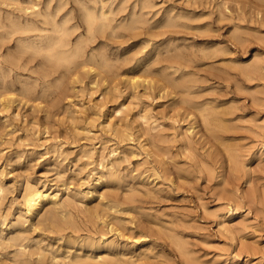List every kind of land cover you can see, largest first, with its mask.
Returning <instances> with one entry per match:
<instances>
[{
	"label": "rangeland",
	"instance_id": "374dc122",
	"mask_svg": "<svg viewBox=\"0 0 264 264\" xmlns=\"http://www.w3.org/2000/svg\"><path fill=\"white\" fill-rule=\"evenodd\" d=\"M49 1L0 0V264H264V0Z\"/></svg>",
	"mask_w": 264,
	"mask_h": 264
},
{
	"label": "bare ground",
	"instance_id": "6f19581e",
	"mask_svg": "<svg viewBox=\"0 0 264 264\" xmlns=\"http://www.w3.org/2000/svg\"><path fill=\"white\" fill-rule=\"evenodd\" d=\"M5 1V0H4ZM8 1V0H7ZM47 1H49V0H47ZM75 1V0H74ZM88 1V0H87ZM90 1V0H89ZM120 1V0H119ZM118 1V2H119ZM147 1V0H146ZM151 1V0H150ZM12 2V1H11ZM10 2V3H11ZM15 2H18V0L16 1L15 0ZM100 2V1H99ZM127 2V1H126ZM13 3V2H12ZM22 3V2H21ZM27 3H28V1H27ZM49 3H50V1H49ZM68 3V2H67ZM93 3V2H92ZM101 3V2H100ZM109 3V2H108ZM46 4H47V2H46ZM95 3H93V5H94ZM119 4V3H118ZM4 5V4H3ZM29 5H30V1H29ZM32 5V4H31ZM63 5V4H62ZM79 5V4H78ZM115 5V4H114ZM35 6V5H34ZM34 6H32V7H34ZM43 6H44V4H43ZM47 6V5H46ZM45 6V7H46ZM79 6H81L82 7V5H79ZM118 6V5H117ZM122 6V5H121ZM23 7V6H22ZM27 7V6H26ZM36 7V6H35ZM47 7H49V6H47ZM47 7H46V9H47ZM62 7V6H61ZM70 7V6H69ZM84 7V6H83ZM82 7V8H83ZM115 7V6H114ZM28 8V7H27ZM31 8V7H30ZM60 8V7H59ZM98 8H100L99 6H98ZM141 8V7H140ZM2 9V8H1ZM25 9V8H24ZM33 9V8H32ZM57 9V8H56ZM62 9V8H61ZM86 9V8H85ZM101 9V8H100ZM113 9V8H112ZM27 10V9H26ZM55 10V9H54ZM59 10V9H58ZM63 10H64V8H63ZM20 11V10H19ZM18 11V12H19ZM87 11V10H86ZM85 11V12H86ZM114 11V10H113ZM122 11V10H121ZM140 11V10H139ZM172 11V10H171ZM24 12V11H23ZM26 12V11H25ZM31 12V11H30ZM56 12V11H55ZM58 12H60V11H58ZM88 12V11H87ZM102 12V11H101ZM141 12V11H140ZM167 12H169V11H167ZM29 13V12H28ZM27 13V14H28ZM57 13V12H56ZM103 13H105V12H103ZM120 13V12H119ZM121 13H123V12H121ZM135 13V12H134ZM221 13V12H220ZM16 14V13H15ZM86 14V13H85ZM106 14V13H105ZM51 15H52V13H51ZM65 15H67V14H65ZM132 15V14H131ZM37 16V15H36ZM135 16V15H134ZM38 17V16H37ZM114 17V16H113ZM166 17V16H165ZM86 18H88V31H90L91 32V29H92V27H95V26H97V25H99L98 27L99 28H102V26H103V24H102V22L101 23H99V24H96L97 23V19H96V17H95V15H91V13H89V14H87V16H86ZM117 18V17H116ZM121 18V17H120ZM140 18V17H139ZM42 19V18H41ZM52 19V18H51ZM72 19V18H71ZM102 19H104V18H102ZM118 19V18H117ZM142 19V18H141ZM172 19V18H171ZM184 19V18H183ZM191 19V18H190ZM63 20H65L64 18H63ZM63 20H61V21H63ZM87 20V19H86ZM114 20V19H113ZM116 20V19H115ZM135 20V19H134ZM170 20V19H169ZM45 21V20H44ZM48 21V20H47ZM51 21V20H50ZM104 21V20H103ZM55 22V21H54ZM59 22V21H58ZM64 22V21H63ZM67 22V21H66ZM122 22V21H121ZM135 22H137V21H135ZM141 22V21H140ZM53 23V22H52ZM52 23H51V25H52ZM143 23H145V22H142L140 25H142ZM162 23V22H161ZM22 24V23H21ZM50 24V23H49ZM56 24V23H55ZM61 24H63L62 22H61ZM108 25V24H107ZM119 25V24H118ZM121 25V24H120ZM126 25V24H125ZM128 25V24H127ZM130 26V25H129ZM161 26H163V25H161ZM173 26H174V24H173ZM120 27V26H119ZM168 27V26H167ZM171 27V26H170ZM180 27H182V26H180ZM125 28V27H124ZM127 28V27H126ZM163 28H164V26H163ZM165 28H166V26H165ZM176 28V27H175ZM64 29V28H63ZM63 29H62V32H63ZM75 29V28H74ZM116 29V28H115ZM152 29V28H151ZM178 29V28H177ZM29 30V29H28ZM55 30V29H54ZM57 31L59 30L58 28L56 29ZM67 31H68V29H66ZM76 30V29H75ZM25 31V30H24ZM23 30H22V32H24ZM27 31V30H26ZM37 31V30H36ZM41 31V30H40ZM39 31V32H40ZM88 31H87V33H88ZM101 30H99V32H100ZM124 31H126L125 29H124ZM130 31V30H129ZM128 31V32H129ZM149 31V30H148ZM34 32H35V30H34ZM52 32H53V30H52ZM62 32H60V33H62ZM144 32V31H143ZM154 32V31H153ZM90 34V33H89ZM89 34H88V36H89ZM99 34V33H98ZM109 34V33H108ZM5 35V34H4ZM60 35V34H59ZM102 35V34H101ZM111 35V34H110ZM90 36H91V34H90ZM4 37L5 36H3L2 38L4 39ZM31 37H32V35H31ZM36 37H37V35H36ZM7 38V37H6ZM90 38V37H89ZM93 39V38H92ZM6 40V39H5ZM22 40V39H21ZM88 41H90V43H91V39H87ZM237 40V39H236ZM1 41V40H0ZM32 41H34V40H32ZM55 42L53 43V44H56V43H58V42H60V37H57V39H55L54 40ZM66 41V40H65ZM86 41V40H85ZM28 42V41H27ZM71 42H72V40H71ZM32 43V42H31ZM41 43V42H40ZM45 44V43H44ZM43 44V45H44ZM52 44V43H51ZM29 46V45H28ZM31 46V45H30ZM37 47V46H36ZM77 48V47H76ZM75 48V49H76ZM185 48V47H184ZM217 48H219V47H217ZM224 49V48H223ZM41 50V49H40ZM46 50H47V53H48V56L49 57H53V52L51 51L52 50V48L51 47H49V46H47L46 47ZM181 50V49H180ZM39 52V51H38ZM217 53V52H216ZM22 53H20V55H21ZM76 54H77V51L76 50H74V52L73 53H71L69 56H67V57H60L59 59H57L58 61H61V62H63L64 64H67V65H70L69 63H71V61L73 60V58L76 56ZM98 54V53H97ZM215 54V53H214ZM62 55V54H61ZM100 56V55H99ZM175 56V55H174ZM177 56V55H176ZM219 56V55H218ZM83 57V56H82ZM213 57V56H212ZM216 57V56H215ZM253 57H256V56H253ZM55 58V57H54ZM180 58V57H179ZM214 58V57H213ZM258 60H259V58L258 57H256ZM16 60V59H15ZM18 60V59H17ZM82 60V59H81ZM94 60V59H93ZM103 60V59H102ZM162 60V59H161ZM187 60V59H186ZM53 61V60H52ZM124 61V60H123ZM184 61V60H183ZM85 62V61H84ZM83 62V63H84ZM62 63V64H63ZM82 63V64H83ZM101 63V62H100ZM107 63V62H106ZM18 64V63H17ZM90 64V63H89ZM251 64V63H250ZM262 64V63H261ZM19 65V64H18ZM86 65H88L87 63L85 64V66ZM95 65V64H94ZM106 65H108V64H105V66ZM111 65V64H110ZM72 66V65H71ZM81 66V68L83 67V65H80ZM80 66H77L76 68H77V71H78V67H80ZM92 66V65H91ZM112 66V65H111ZM110 66V67H111ZM97 67H99V70H100V66H97ZM25 68V67H24ZM67 68V67H66ZM76 68H75V70H76ZM94 68H96L95 66L93 67V68H91V69H94ZM112 68V67H111ZM80 69V68H79ZM88 70V69H87ZM246 70H248L249 72H250V74H248V75H251V73H255V74H257V73H259L260 75L262 74L260 71L261 70H264V68H261L260 67V65H259V63L256 61V62H254L252 65H250V66H248V69H246ZM58 71V70H57ZM56 71V72H57ZM89 71V70H88ZM92 71V70H91ZM90 71V72H91ZM247 71V72H248ZM103 72V71H102ZM101 72V73H102ZM262 72H264V71H262ZM73 73V72H72ZM104 73V72H103ZM85 75V74H84ZM89 75V74H88ZM99 75H102V74H99ZM254 75V74H253ZM262 75H264V74H262ZM76 76H78V74L76 75ZM90 76V75H89ZM94 77H96V76H94ZM100 78H101V76H99ZM104 77H105V75H104ZM250 77H252V76H250ZM259 77V76H258ZM4 78H5V74H4ZM42 78V77H41ZM43 79V78H42ZM92 79V78H91ZM98 79V81L100 80L99 78H97ZM96 79V80H97ZM116 79V78H115ZM75 80V79H74ZM132 80V79H131ZM78 81H79V79H78ZM97 81V82H98ZM102 81V80H101ZM105 81H106V79H105ZM114 81V80H113ZM1 82V81H0ZM56 82V81H55ZM104 82V81H103ZM134 80H132V82H131V84H134ZM4 83H5V80H4ZM101 83V82H100ZM24 85V84H23ZM94 85V84H93ZM45 86V85H44ZM41 87H43V86H41ZM35 89V88H34ZM1 91H3L2 89H0ZM8 91V90H7ZM6 91V92H7ZM5 92V93H6ZM9 92H12V91H9ZM8 92V93H9ZM25 92V91H24ZM34 92V91H33ZM5 93H3V94H5ZM26 93V92H25ZM262 93H264V92H262ZM23 95H27V94H23ZM186 95H188V94H186ZM2 98H3V96H1ZM0 97V99H2ZM253 99V98H252ZM184 101V100H183ZM255 101H259V100H255ZM262 101H264V100H262ZM9 102V101H8ZM260 102V101H259ZM258 102V103H259ZM183 103V102H182ZM4 103H2V105H3ZM5 104H7V103H5ZM7 107V106H6ZM5 106H4V108H6ZM193 108V107H192ZM201 108H203V106L201 107ZM1 109V108H0ZM3 109V108H2ZM199 109V108H198ZM196 110V109H195ZM201 110V109H200ZM202 110H204V109H202ZM120 111H121V109H118V110H116L115 111V115H118L119 113H120ZM198 111V110H197ZM199 112V111H198ZM204 112H205V110H204ZM201 113V112H200ZM199 114V113H198ZM208 114V113H207ZM175 115V114H174ZM187 116V115H186ZM200 116H203V115H200ZM117 117V116H116ZM172 117V116H171ZM135 118V117H134ZM138 118L140 119V121H139V127H140V131H142V135H145V136H147V138H148V140H152L153 138H155V136L153 137V135H152V133H151V131H153V130H155V128H156V126L158 125V128H159V124H157V125H155V123H156V120L154 121V120H152V122L150 121V123H148L147 124V126H145L146 125V123H147V120H148V117L147 116H145L144 114L143 115H138ZM204 120L206 119L205 117L203 118ZM174 121V120H173ZM122 122V121H121ZM129 122V121H128ZM178 122V121H177ZM207 125L209 124V123H207V121L205 120L204 121ZM125 123V122H124ZM120 124V123H119ZM137 125V124H136ZM113 126H114V124H113ZM125 126V125H124ZM192 126V125H191ZM260 126V125H259ZM116 127H118V126H116ZM138 127V126H137ZM257 127H258V125H257ZM113 128V127H112ZM119 128V127H118ZM118 128H114V131H115V134H116V131H117V129ZM158 128H157V130H158ZM161 128V127H160ZM203 128H204V124H203ZM124 129V128H123ZM139 129V128H138ZM189 129L190 128H188L186 131H179L178 133H176L177 134V136L179 137V140H180V145L181 146H179L180 147V149H181V147L183 148V149H186V148H188V145H190V147H191V144H189L190 142V140H189V138H188V131H189ZM205 129H207V128H204V131H205ZM261 129H264V127H262ZM122 130V129H121ZM127 130H128V128H127ZM179 130V129H178ZM177 130V131H178ZM185 130V129H184ZM111 131H113V129L111 130ZM113 131V132H114ZM120 131V130H119ZM163 131H160V133H162ZM157 133V132H156ZM190 133V132H189ZM209 133V132H208ZM113 134V133H112ZM117 134H118V132H117ZM140 134V133H139ZM159 134V133H158ZM158 134H154V135H158ZM192 134V133H191ZM206 134V133H205ZM128 135H129V133H128ZM137 135V134H136ZM164 134H161V136H160V138H162V136H163ZM118 136V135H117ZM261 136H262V134H261ZM153 137V138H152ZM164 137H165V135H164ZM178 137L177 138H175V139H178ZM192 137V136H191ZM147 138H144V139H147ZM158 138H159V135H158ZM160 138H159V140H160ZM120 139V138H119ZM122 139V138H121ZM122 140H124V138L122 139ZM158 140V139H157ZM156 140V141H157ZM154 141H155V139H154ZM161 141V140H160ZM166 141V140H165ZM164 141V142H165ZM172 141V140H171ZM176 141V140H175ZM167 142V141H166ZM191 142H193V141H191ZM155 143V142H154ZM156 143H158V142H156ZM179 143V142H178ZM194 143V142H193ZM151 143H149L148 145H150ZM162 144H164L163 143V141H162ZM154 145V144H153ZM223 145V144H222ZM59 146H61V145H58V147ZM103 146H104V144H103ZM106 146V145H105ZM152 146V145H151ZM112 147V146H111ZM54 149H55V146L53 147ZM60 148V147H59ZM141 148V147H140ZM58 149V148H57ZM144 149V148H143ZM145 149H146V147H145ZM193 148L191 147V150H192ZM238 149H240V148H238ZM188 150V149H187ZM228 150V149H227ZM57 151V150H56ZM87 151V150H86ZM93 151H95V150H93ZM99 151H101V149L99 150ZM98 151V152H99ZM115 151H116V149H111V151H110V154H111V156H114L113 154L115 153ZM104 152V151H103ZM120 152V151H119ZM227 152V151H226ZM233 152V151H232ZM240 152V150H238V153ZM95 153H97V152H95ZM159 153H164V152H159ZM210 153V152H209ZM83 154H86V153H83ZM92 154V153H91ZM102 154V153H101ZM157 154V153H156ZM165 154V153H164ZM213 154V153H212ZM236 154H237V152H236ZM119 155V154H118ZM163 155V154H162ZM209 155H211V154H208V157H209ZM229 155H230V151H229ZM228 155V156H229ZM232 155H234V154H232ZM238 155V154H237ZM91 156V155H90ZM129 156V155H128ZM161 156V155H160ZM191 156V155H190ZM99 157V156H98ZM123 157H124V154H123ZM216 157V156H215ZM218 157V156H217ZM164 159L166 158L165 156L163 157ZM189 158H191V157H189ZM125 159V158H124ZM161 159V158H160ZM167 159V158H166ZM216 159V158H215ZM229 159V158H228ZM234 159V158H233ZM239 159V158H238ZM99 160V159H98ZM161 160H163V159H161ZM169 160V159H168ZM230 160H232V159H230ZM237 160V159H236ZM102 161V160H101ZM101 161H100V163H101ZM118 161V160H117ZM216 161H217V159H216ZM233 161V160H232ZM232 161H231V163H232ZM240 160H238V162H239ZM160 162V161H159ZM163 162H164V160H163ZM168 162V161H167ZM104 163V162H103ZM157 164H158V162H156ZM164 163H166V162H164ZM203 163H205V162H203ZM215 163V162H214ZM229 163H230V161H229ZM241 163V162H240ZM169 164V163H168ZM167 164V165H168ZM172 164V163H171ZM99 165V164H98ZM115 165V164H114ZM159 165V164H158ZM162 165H164L163 163H162ZM173 165V164H172ZM203 166H205V167H207L206 165H204V164H202ZM233 165H236L235 163L233 164ZM106 166V165H105ZM169 166H170V164H169ZM198 166V165H197ZM237 166V165H236ZM240 166V165H239ZM116 167H117V165H116ZM205 167H204V169H205ZM159 167H157V169H158ZM245 168V167H244ZM170 169V168H169ZM169 169H165V170H169ZM117 170V169H116ZM161 171V170H160ZM169 171H171V170H169ZM208 171V169H206V172ZM152 172V171H151ZM155 172V171H154ZM153 172V173H154ZM158 172V171H157ZM60 173V172H59ZM167 173V172H166ZM171 173V172H170ZM169 173V174H170ZM113 175V174H112ZM155 175V174H154ZM2 176L3 175H1L0 174V197L2 196V194H3V191H4V186H2L1 185V181H2ZM210 176V175H209ZM168 178H170V175H169V177ZM108 179V178H107ZM169 181H172V180H170L169 179ZM45 186V185H44ZM44 186L42 187H37V186H34V185H31V184H29L28 182L25 184V186H24V188H23V192H21L22 194H21V200H22V203H23V206H24V210H25V213L27 214V215H31L35 210H36V208L39 206V204L42 202V201H44V200H46V199H48V200H50L53 204H55V206L56 205H61L63 202H62V200L60 199V198H58V195L57 194H50V193H48L45 189H44ZM146 187V186H145ZM48 188V187H47ZM50 188V187H49ZM58 192V191H57ZM145 192H146V190H145ZM146 194H147V192H146ZM68 195V194H67ZM234 195V194H233ZM236 195V194H235ZM62 197V196H61ZM74 197V196H73ZM127 198H129V197H127ZM235 198V197H234ZM240 198V197H239ZM59 199L61 200V202H59ZM64 199V198H63ZM67 199V198H66ZM69 199H71V198H69ZM65 200V199H64ZM63 200V201H64ZM116 200V199H115ZM70 201V200H69ZM68 200H67V202H69ZM72 203V202H71ZM64 205H62V207H63ZM74 206V205H73ZM114 207V206H113ZM55 209V208H54ZM115 209H116V207H115ZM56 210V209H55ZM58 210H60L59 209V207H58ZM1 211V210H0ZM117 211V210H116ZM119 211V210H118ZM52 212V211H51ZM59 212V211H58ZM63 212V211H62ZM55 213H57V212H54V214ZM64 213H65V211H64ZM113 213H115V212H113ZM118 213V212H117ZM53 214V215H54ZM66 214V213H65ZM87 214H89V213H87ZM96 214V213H95ZM2 215H4L3 213L1 214V217H2ZM46 215V214H45ZM60 215V214H59ZM71 215V214H70ZM90 215H92V214H90ZM97 215V214H96ZM42 217V216H41ZM56 217V216H55ZM57 217H59V216H57ZM62 217V216H61ZM46 218V217H45ZM60 218V217H59ZM95 218V217H94ZM47 219V218H46ZM48 219H50V218H48ZM52 219V218H51ZM61 219V218H60ZM116 219V218H115ZM2 220V219H1ZM59 220V219H58ZM70 220V219H69ZM4 221V220H3ZM52 221V220H51ZM60 221V220H59ZM40 222V221H39ZM38 221H37V223H39ZM56 222H57V220H56ZM56 222H54V223H56ZM221 222V221H220ZM219 222V223H220ZM244 222V221H243ZM2 223V222H1ZM221 223H223V221L221 222ZM24 224V223H23ZM44 224V223H43ZM45 224H46V222H45ZM48 224V223H47ZM39 225H41V223H39ZM221 225V224H220ZM234 225V224H233ZM242 225V224H241ZM42 226V225H41ZM56 226V225H55ZM164 226V225H163ZM236 226H237V223H236ZM239 226V225H238ZM45 227H46V225H45ZM49 228H50V226H48ZM52 227V226H51ZM57 227V226H56ZM76 227V226H75ZM222 227H223V225H222ZM235 227V226H234ZM234 227L232 226V225H227L226 224V226L223 228V229H225L227 232H230L231 230H233L234 229ZM244 227V226H243ZM61 228V227H60ZM64 228H66L65 226H64ZM167 228V227H166ZM53 229H54V226H53ZM59 229V228H58ZM62 229V228H61ZM236 229H237V227H236ZM73 230V229H72ZM60 231V230H59ZM20 232V231H19ZM20 235V234H22V233H17V235ZM24 234V233H23ZM172 234H174V233H172ZM19 235H18V237H19ZM175 235V234H174ZM176 236V235H175ZM174 236V237H175ZM17 237V238H18ZM171 237V236H170ZM177 237V236H176ZM8 238V237H7ZM16 238V239H17ZM101 238H103V237H101ZM171 238H173V237H171ZM179 238V237H178ZM26 239V238H25ZM60 239V238H59ZM4 240V239H3ZM11 240V239H10ZM12 240H13V238H12ZM182 240V239H181ZM1 241V240H0ZM17 241V240H16ZM23 241H24V239H23ZM26 241H27V239H26ZM171 241V240H170ZM13 242V241H12ZM22 242V241H21ZM176 242V241H175ZM170 243H172V242H170ZM181 243H182V241H181ZM19 244H20V242H19ZM173 244V243H172ZM176 243H174L173 245H175ZM10 245V244H9ZM8 245V246H9ZM185 245V244H184ZM12 246V245H11ZM16 246H18V245H16ZM20 246H22V245H20ZM181 246V245H180ZM1 247H2V245H1ZM0 247V248H1ZM6 247V246H5ZM23 248H24V246H22ZM182 247H184V246H182ZM181 247V248H182ZM7 248V247H6ZM18 248V247H17ZM21 248V247H20ZM16 249V248H15ZM71 249V248H70ZM182 250V249H181ZM42 251V250H41ZM40 251V252H41ZM180 251V250H179ZM178 251V252H179ZM34 252V251H33ZM40 252H38V253H40ZM180 252H182V251H180ZM188 252H190V251H188ZM18 253H19V255H18V257L17 256H15V258L13 259V263H15V262H17L18 260H20V261H24V257L25 256H23V253L20 251V250H18ZM182 253H184V252H182ZM25 254V253H24ZM26 255V254H25ZM36 255H38V254H36ZM35 255V256H36ZM185 255V254H184ZM23 256V257H22ZM40 256V255H39ZM38 256V257H39ZM182 254H181V258H182ZM45 257V256H44ZM52 257V256H51ZM54 257V256H53ZM79 257H80V255H79ZM86 257V256H85ZM89 257V256H88ZM111 257V256H110ZM12 258V257H11ZM36 258V257H35ZM57 258V257H56ZM75 258V257H74ZM91 258H93V257H91ZM106 258V257H105ZM117 258V257H116ZM121 258V257H120ZM119 258V259H120ZM123 258V257H122ZM130 258V257H129ZM32 259V258H31ZM60 259V258H59ZM64 259V258H63ZM90 259V258H89ZM95 259V258H94ZM99 259V258H98ZM104 259V258H103ZM102 259V260H103ZM183 259V258H182ZM5 260V259H4ZM11 260V259H10ZM25 260H26V258H25ZM52 260H55L54 258L52 259ZM62 260V259H61ZM96 260H97V258H96ZM101 260V259H100ZM117 260H118V258H117ZM121 260V259H120ZM189 260H191V259H189ZM27 261H28V259H27ZM65 261H66V259H65ZM73 262H74V259L72 260ZM89 261V260H88ZM90 261H92V259L90 260ZM95 261V260H94ZM188 261V260H187ZM192 261V260H191ZM29 262V261H28ZM53 262V261H52ZM52 262H51V264H52ZM62 262V261H61ZM103 262H104V260H103ZM102 262V263H103ZM107 262V261H106ZM106 262H104V263H106ZM11 263V262H10ZM25 263H27V262H25ZM54 263V262H53ZM79 263V262H78ZM85 263H86V261H85ZM108 263V262H107ZM106 263V264H107ZM111 263V262H110ZM118 263H120L119 261H118ZM121 263H122V261H121ZM189 263V262H188ZM3 264H8V263H3ZM17 264H18V262H17ZM29 264V263H28ZM38 264V263H37ZM72 264V263H71Z\"/></svg>",
	"mask_w": 264,
	"mask_h": 264
}]
</instances>
